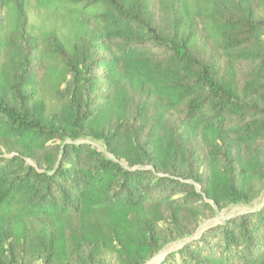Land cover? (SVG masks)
I'll return each mask as SVG.
<instances>
[{"label":"trees","instance_id":"trees-1","mask_svg":"<svg viewBox=\"0 0 264 264\" xmlns=\"http://www.w3.org/2000/svg\"><path fill=\"white\" fill-rule=\"evenodd\" d=\"M184 239L157 264H264V0H0V264Z\"/></svg>","mask_w":264,"mask_h":264},{"label":"rangeland","instance_id":"rangeland-1","mask_svg":"<svg viewBox=\"0 0 264 264\" xmlns=\"http://www.w3.org/2000/svg\"><path fill=\"white\" fill-rule=\"evenodd\" d=\"M54 16H51L49 12H36L35 10H31V23L36 27L43 26V30H49V28L56 26L58 30H61L64 23L67 24V21L64 20H54ZM63 31V30H62ZM65 32V31H64ZM50 85L47 84L46 89H49ZM46 94L48 97V101L55 105L57 103V100L53 98V94H51L48 90H46ZM94 145L98 146L100 149H102V146L97 143L93 142ZM197 188L199 189V186L197 185ZM260 205V202H257L253 206H244V205H230L224 208H215V214L211 216L210 218L206 219L204 222L201 223L198 232L194 234L193 237H197L200 232H202L205 228H208L209 226H212L214 224H219L223 222L226 219L232 218L234 216H237L243 212L253 210L254 208L258 207ZM188 239L180 240L179 242H176L172 244V246L166 247L160 254L152 258L147 264H157L160 261L163 260V258L166 256L167 253L175 250L176 248L182 246L184 242H186Z\"/></svg>","mask_w":264,"mask_h":264}]
</instances>
